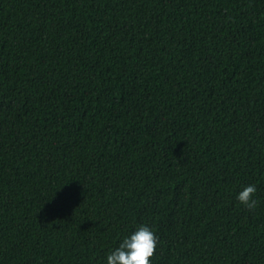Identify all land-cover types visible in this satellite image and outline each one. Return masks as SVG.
Returning a JSON list of instances; mask_svg holds the SVG:
<instances>
[{
	"label": "trees",
	"instance_id": "1",
	"mask_svg": "<svg viewBox=\"0 0 264 264\" xmlns=\"http://www.w3.org/2000/svg\"><path fill=\"white\" fill-rule=\"evenodd\" d=\"M141 223L152 264H264V0H0V264Z\"/></svg>",
	"mask_w": 264,
	"mask_h": 264
},
{
	"label": "clouds",
	"instance_id": "2",
	"mask_svg": "<svg viewBox=\"0 0 264 264\" xmlns=\"http://www.w3.org/2000/svg\"><path fill=\"white\" fill-rule=\"evenodd\" d=\"M254 183L244 185L235 194V199L248 210L257 207ZM158 244V237L152 227L141 223L117 238L115 246L106 251L102 264H152L151 257Z\"/></svg>",
	"mask_w": 264,
	"mask_h": 264
}]
</instances>
